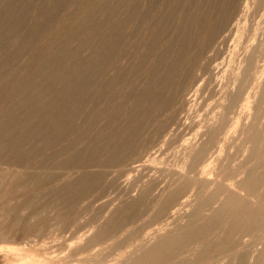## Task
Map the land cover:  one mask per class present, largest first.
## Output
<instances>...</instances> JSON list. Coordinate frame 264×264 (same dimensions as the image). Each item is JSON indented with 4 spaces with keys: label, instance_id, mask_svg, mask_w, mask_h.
I'll use <instances>...</instances> for the list:
<instances>
[{
    "label": "rangeland",
    "instance_id": "rangeland-1",
    "mask_svg": "<svg viewBox=\"0 0 264 264\" xmlns=\"http://www.w3.org/2000/svg\"><path fill=\"white\" fill-rule=\"evenodd\" d=\"M223 205L163 263L264 264V0H0V264H134Z\"/></svg>",
    "mask_w": 264,
    "mask_h": 264
},
{
    "label": "bare ground",
    "instance_id": "bare-ground-1",
    "mask_svg": "<svg viewBox=\"0 0 264 264\" xmlns=\"http://www.w3.org/2000/svg\"><path fill=\"white\" fill-rule=\"evenodd\" d=\"M86 11H88V9H86ZM85 11V12H86ZM91 11V8H89V13H92L93 12V9H92V12H90ZM197 13V12H196ZM86 13H84V15H85ZM83 15V14H82ZM83 15V16H84ZM88 16H89V14H87ZM91 15V14H90ZM81 16V15H80ZM79 16V18L80 19H83L82 18V16L80 17ZM85 18V17H84ZM80 19H78L79 21V23L82 21H80ZM87 19V18H86ZM109 19H111V18H109ZM113 21V20H112ZM77 22V20H76V22H74V24H76L77 23V25L79 24ZM88 23V22H87ZM86 23V24H87ZM82 24H84V23H82ZM110 25H112L111 23H110ZM74 26V25H73ZM81 24L79 25V27L78 26H74V28L75 27H78V28H81ZM70 27V26H69ZM132 27V26H131ZM73 27H71V29H72ZM111 28H113V27H111ZM70 29V30H71ZM75 29H77V28H75ZM74 29V30H75ZM66 32V31H65ZM67 32H69L68 31V28H67ZM71 34L72 33H74L73 31L72 32H70ZM69 34V33H68ZM138 34V33H137ZM63 35H66V34H63ZM70 36V35H69ZM65 38H66V36H64ZM61 38H63V37H61ZM60 38V39H61ZM161 41V40H160ZM231 45V44H230ZM97 46V45H96ZM139 46V45H138ZM139 48V47H138ZM143 50V49H142ZM93 51H95L94 49H93ZM135 53V52H134ZM40 54V53H39ZM39 54H38V56H39ZM179 54V53H178ZM41 55V54H40ZM119 55V54H118ZM234 55V54H233ZM51 56V55H50ZM136 59V58H135ZM39 63V62H38ZM40 63H42V62H40ZM241 63V62H240ZM223 64V63H222ZM96 65V64H95ZM144 65V64H143ZM142 65V66H143ZM58 66V65H57ZM64 66H61V69L59 70V71H61V70H63L64 68H63ZM57 68H59V67H57ZM63 68V69H62ZM110 68V67H109ZM165 69V68H164ZM48 70V69H47ZM225 70V69H224ZM64 73V72H63ZM111 75V74H110ZM161 76V75H160ZM166 78V77H165ZM17 79V78H16ZM106 80V79H105ZM219 80V79H218ZM3 84V83H2ZM163 85V84H162ZM17 87V86H16ZM45 91V90H44ZM99 91V90H98ZM127 94V93H126ZM129 95V94H128ZM151 95V94H150ZM196 95V94H195ZM197 96V95H196ZM105 98V97H104ZM13 100V99H12ZM110 100V99H109ZM17 101V100H16ZM103 102V101H102ZM145 103V102H144ZM142 106H144V105H142ZM144 107H146V106H144ZM148 107V106H147ZM146 107V108H147ZM145 108V109H146ZM148 109V108H147ZM150 109V108H149ZM152 110V109H151ZM150 112V111H149ZM152 112H153V110H152ZM152 112H150V113H152ZM146 113V112H145ZM136 114V113H135ZM258 114V113H257ZM257 114H255V115H257ZM144 117V116H143ZM255 117V116H254ZM205 118V117H204ZM144 119V118H143ZM251 124V123H250ZM256 124V123H255ZM255 124H253V126L255 125ZM97 125H98V123H97ZM203 129V128H202ZM149 130V129H148ZM90 131V130H89ZM85 135V134H84ZM196 135V134H195ZM254 135V134H253ZM252 135V136H253ZM258 138H259V135H258ZM250 140V139H249ZM74 143V142H73ZM187 144V143H186ZM33 145V144H32ZM97 146V145H96ZM71 147V146H70ZM113 148V147H112ZM189 148V147H188ZM226 150V149H225ZM256 151V150H255ZM121 154V153H120ZM190 154V153H189ZM207 157V156H206ZM37 160V159H36ZM112 160V159H111ZM69 161V160H68ZM93 162H94V160H93ZM33 163V162H32ZM103 163V162H102ZM146 164V163H145ZM52 165V164H51ZM139 165V164H138ZM137 165V166H138ZM136 167V166H135ZM140 169V168H139ZM142 169V168H141ZM136 170V169H135ZM148 172V171H147ZM205 176V175H204ZM45 188V187H44ZM218 188V187H217ZM211 192V191H210ZM181 192H179L178 194H180ZM184 194H185V192H183ZM217 193H219V192H217ZM220 193H221V191H220ZM219 193V194H220ZM178 194H175V195H177V196H182L181 194L180 195H178ZM218 194V195H219ZM211 195H214V193L213 194H211ZM217 195V194H216ZM230 195V194H229ZM232 195V194H231ZM177 196H175V200L173 199V201L172 200H170V202L169 203H172L171 205H172V207H174L173 206V202H177V201H179V198H177ZM184 196V195H183ZM185 196H186V194H185ZM186 197H188V196H186ZM185 197V198H186ZM218 197H220V196H218ZM227 197H228V195H227ZM234 197H236V196H234ZM185 198H184V200H185ZM210 198H211V196H210ZM210 198H209V200H210ZM215 199L217 198V197H214ZM232 198V197H231ZM189 199V198H188ZM206 199V201H207V197L205 198ZM211 199H213V198H211ZM215 199L213 200V201H215ZM218 199V198H217ZM216 199V200H217ZM230 199V198H229ZM183 200V199H182ZM232 200H234V198H232ZM186 201V200H185ZM184 201V202H185ZM212 201V202H213ZM226 201H228V200H226ZM189 202V201H188ZM202 202V201H201ZM208 202V201H207ZM210 202H211V200H210ZM240 202V201H239ZM178 203V205H179V207H182V206H180V204H179V202H177ZM187 203V202H186ZM186 203H183L184 204V206H185V204ZM206 203V202H205ZM204 203V204H205ZM214 203V202H213ZM246 203V202H245ZM67 204V203H66ZM188 204V203H187ZM229 204V203H228ZM169 205V204H168ZM171 205H169V206H171ZM199 206L201 207L202 206V204L200 203L199 204ZM197 207V208H200V207ZM205 206V205H204ZM209 206V205H208ZM221 207V206H220ZM175 208V207H174ZM176 208L178 209V207H177V205H176ZM169 209H172L171 207L169 208ZM168 208H167V210H168V214L171 212L170 210H169ZM203 210V208L201 207L200 208V210ZM205 209V208H204ZM199 210V209H198ZM228 210V208H227V206H225V205H223L219 210H217L216 212L217 213H215V215H213L212 217H213V219L215 220V218H217L216 216L218 215V216H220V215H222L223 214V212L224 211H227ZM174 211H176V209L175 210H173L172 211V213H174ZM242 211H244L245 212V210H242ZM177 212V211H176ZM175 212V213H176ZM254 213L255 212H249V214H248V216L249 217H254ZM70 214V213H69ZM229 214V213H228ZM226 215V214H225ZM171 216V215H170ZM169 216V217H170ZM173 216H176V215H174L173 214ZM212 217H211V219H209V218H207L208 219V221H205L204 222V225L202 224V227H198L199 228V231H198V229H197V231L195 230V227L197 226V225H199V224H197V223H195V227L194 226H192V227H194V229H192V228H190L189 230L188 229H186L187 231H182V232H180V233H178L176 236H170V237H168L167 239H165V240H163L164 242H162L157 248H154V249H152L147 255H145V256H143V257H139V259H135V262H134V264H149V263H151L152 261H155L156 263H163L164 261H169V260H172V258H174V252L172 251L173 249L172 248H174V249H176L177 247L176 246H178V244H181V243H183L184 244V242H186V241H190V239L193 237L194 238V235L195 234H197V233H199L200 231L202 232V231H207V228L211 225L212 226V224H214L215 222H216V220L215 221H209V220H212ZM170 218H173L172 216L170 217ZM219 220V219H218ZM201 226V225H200ZM252 226H254V221H252ZM255 226H256V224H255ZM69 227V226H68ZM83 235V234H82ZM86 235V234H85ZM199 235V234H198ZM197 237V236H196ZM80 239V241H81V238H79ZM101 239V238H100ZM192 240V239H191ZM194 240V239H193ZM97 241H99V240H97ZM181 241H183V242H181ZM235 241V240H234ZM238 242V241H237ZM94 244V243H93ZM227 244H229V243H226V244H224V247H226L227 248V246H229V245H227ZM230 244L232 245V242H230ZM182 245V244H181ZM238 245H240V244H238ZM94 246V245H93ZM174 246V247H173ZM241 246V245H240ZM87 247V246H86ZM101 247V246H100ZM106 247V246H105ZM179 247V246H178ZM182 247V246H181ZM223 247V248H224ZM230 247V246H229ZM230 248H232V247H230ZM171 249V250H170ZM180 249V248H179ZM101 250H102V248H101ZM236 250V249H235ZM172 251V252H171ZM240 251V250H239ZM204 253V252H203ZM206 253V252H205ZM202 254V255H200V259L202 258L203 259V257H205V255H207V254ZM238 253V252H237ZM237 256V262H236V264H247V258L244 256V254H241V252L239 253V255H236ZM225 257V256H224ZM201 259V260H202ZM197 260V259H196ZM200 260V261H201ZM218 261V260H217ZM235 261V260H234ZM193 262V261H192ZM196 262V261H195ZM195 262H193V263H195ZM198 262V261H197ZM222 262V260L220 261V264H223V262ZM199 263V262H198ZM219 263V262H218ZM217 263V264H218ZM133 264V263H132ZM164 264V263H163ZM167 264H168V262H167ZM214 264H216V263H214ZM227 264V263H226Z\"/></svg>",
    "mask_w": 264,
    "mask_h": 264
}]
</instances>
